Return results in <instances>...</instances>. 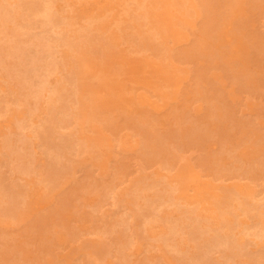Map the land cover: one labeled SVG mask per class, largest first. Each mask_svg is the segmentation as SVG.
<instances>
[{
    "label": "rangeland",
    "instance_id": "rangeland-1",
    "mask_svg": "<svg viewBox=\"0 0 264 264\" xmlns=\"http://www.w3.org/2000/svg\"><path fill=\"white\" fill-rule=\"evenodd\" d=\"M53 1L55 11L48 10V16L70 15L73 40H77L73 35L76 27L103 24L109 29L102 35L115 40V33L131 31L129 24L138 19L140 28L152 26L158 31L153 41L161 46L160 53L155 49L135 50L123 43L124 38L114 41L117 48L109 44L97 51L83 52H73L59 40L51 41L60 64L47 73L48 88L60 84L74 70L75 61H86L79 68L82 79L64 91V96L78 92L76 105L71 113L58 114L68 121V126L56 134H65L69 142L62 146L63 141L59 142L55 135L49 140L51 148L45 151L41 138L25 129L23 133L28 138L27 143H20L21 157L9 165L0 164L16 203L8 213L0 209V264H194L179 260L192 250L194 241L178 235L177 244L188 250L180 253L161 238L167 229L164 221L152 220L148 228L142 227L143 215L135 211L132 201L134 186L141 184L142 178L151 177L165 183L176 166L187 163L193 169L185 177H194L189 183L190 195L198 187H210L216 193L251 189L258 195L255 199L264 200V0L223 1L205 27L208 32L204 38V26L200 21L195 24L200 16L183 14L176 0H146L147 6L141 10L148 14L139 18L132 17L131 9L125 11L131 7L128 0ZM200 1L193 0L195 8H201ZM255 4L258 7L250 6ZM43 15L44 12L33 15V34L44 35ZM119 18L125 19L126 25L117 26ZM47 29L50 30L48 26ZM200 37L205 42L203 50L196 49ZM2 39L10 43L8 50L15 49V41L7 33L0 34ZM187 49L190 53H185ZM0 93L1 99H7V109L0 115L1 158L3 139L15 134L16 121L12 120L9 127L7 122L17 104L13 91ZM139 93L150 101L143 102ZM38 104L34 117L42 120L47 116L49 101L44 96ZM183 132L187 136L184 139ZM156 138L162 140L163 151L144 152L142 145ZM49 152L62 154L68 174L66 182L47 187L42 176L49 168ZM29 153L36 168L26 172L20 164L27 161ZM68 165L69 169L72 166L70 170ZM177 180L183 187L184 178ZM243 194L241 198L252 199ZM218 201L219 205L225 204ZM232 202L234 207L240 206V200ZM139 203L146 213L148 201L142 199ZM213 203L216 201H203L198 206L203 227L207 220L215 221L205 218L211 213L203 210ZM165 211L177 214L173 203L161 207L158 213ZM244 215L241 219L247 221L249 217L245 215V220ZM201 230L207 235L212 232ZM124 235L130 238L123 248ZM245 237L252 246L237 249L233 259L224 264H246L243 255L247 251L251 255L252 247L257 245L260 249L255 257L264 261V237L256 239L258 242L251 235ZM99 244L105 249L94 251ZM221 256V252L212 253L213 258L223 261Z\"/></svg>",
    "mask_w": 264,
    "mask_h": 264
},
{
    "label": "bare ground",
    "instance_id": "bare-ground-1",
    "mask_svg": "<svg viewBox=\"0 0 264 264\" xmlns=\"http://www.w3.org/2000/svg\"><path fill=\"white\" fill-rule=\"evenodd\" d=\"M144 1L146 0H128L127 4L128 6L131 5V7L126 8L125 11H129L131 9L133 13L132 17L146 16L148 14L147 11L145 12L141 10V8L147 6ZM204 1H200L201 8H197L199 6L195 8L196 5H194L193 0L175 1V3H178L179 9L183 14L193 15V13H196V16H200L201 19L197 17L198 21L195 22V24L198 25L197 23H199L200 21V25L204 26L203 31L201 30V35L203 36V38L207 36L208 28L205 29V27H208V25H210L213 13L222 5L223 1L225 0H209L207 1V3L206 0ZM54 5L56 4H54L53 0H4L2 4H0V34L7 33V35L10 36V39L14 40L16 44L14 50H8V44L10 43L8 41H4L3 39L0 41V92L4 93L8 90L13 91L14 102H16L17 104V107L14 109V114L8 119L7 122V126L9 127L12 120L16 121L17 126L15 125V127H13V132L15 134L3 139V150L2 156L0 158V164L5 162V164L7 163L9 165L13 163L14 160L18 159V157H21V153L19 150V148L21 147L20 143H27L26 138H28L26 137V135L24 136L23 131L25 129H28L29 132L32 133V136L34 135L41 138V145L46 151L50 147L49 140L52 139L55 135L58 136V134L56 133H59V131L61 132L62 127L68 126V121L60 118L58 114L60 112L71 113L73 107L76 105L78 92L74 90L68 96H64V91L68 87L72 86L74 83H77L82 79L83 72L82 70H79V68L83 67L86 61L82 59L75 61L76 64L74 70L68 76H66V78L60 82V84L48 88V79L46 77L47 73L57 68L60 64V62L55 59V51L53 49L54 46L50 45L51 41L53 42L59 40L62 45L69 46V48L73 52H83L84 50L89 49H96L95 51H97L101 48H104L105 46H108L109 44H113L112 46H114V43H116L114 41H117V38H124L123 43H127L129 46L135 48V50L140 51L141 48H144L146 49V51H152L153 49H155V53H160L159 47L161 48V46L158 47L157 44L155 45L153 41L154 39H156L158 31H156L152 26H149V29L140 28L142 24L139 23L138 19L133 20L132 24L128 23L129 25H132L133 29L131 31L123 34L115 33L113 36L115 40L109 36L102 35V32H105L109 29L107 27H104V24L103 26L94 28L89 26L79 27L81 29H78L76 27V29L78 30L76 31L75 29V33H73V35L76 36L77 40H73L70 38L71 28L69 27V25L72 23L70 15L61 14V16L57 15V17L48 16L47 12L51 13L48 10H53ZM250 6H252V8L258 7L257 4ZM111 11L112 9L110 8L108 12L109 16L111 15ZM43 12L45 13V15H43L41 20L43 21V23H46V25L42 28L41 32H44V35L41 36V33L33 34L32 28L36 22V17H34L33 15L39 16L40 13ZM22 14H24V16H22ZM125 22V19L119 18L117 19L116 25L124 26L126 25L124 24ZM47 26L50 28V30L47 29ZM93 30H97V32L100 31V34H94L92 32ZM203 33L206 35H204ZM53 35L58 39H54ZM203 38L200 39L201 41L199 40V48L197 47L196 49L203 50V46L205 43L202 42ZM186 52L190 53V50L187 49L185 53ZM44 96L45 98H47V101H49L47 116L42 118V120H36L34 117V112H36V110L38 109V103ZM138 96L143 102H146L147 100L150 101V98H148L147 95H144V93H139ZM6 100L7 99L0 98V115L7 109ZM83 109L84 108L82 107L81 110ZM84 119L86 120L87 117L82 118V120ZM182 134L183 139L187 137L186 133L183 132ZM70 136L72 137V134ZM58 137L60 138L59 142L63 141L64 143H62V146L68 145L67 143L69 142V140H67V136H65V134L63 135V133H61V135H59ZM162 143V140L158 138H156L155 141H152V139H148V142L143 144L142 147L144 149V152L146 153H150L155 149L163 151L164 148L162 146ZM89 147L91 146L89 145L87 148ZM50 153L51 152L46 154L48 158L46 159V161L48 160L46 167H49V170L45 167V169H47V173L42 176V181L47 187L51 186V184H57L58 182H66L68 174V171L64 170L66 165L61 161L62 154L59 152H54L53 154ZM26 156L28 158L27 161L23 162L20 165L26 172H29L34 167L36 168V166L32 164V154L29 153L26 154ZM190 166L187 163H181L179 166H176L173 176L170 179L166 180L165 183L159 182L160 180L156 182V180L151 179L152 177L146 179L142 178V183L136 184L134 186L133 192L135 195L133 197L134 200L132 199V201L136 207L135 211L139 215H143V221L141 222L143 228H148V224L152 220L158 219L164 221L167 229L165 232V236L161 238L165 240L167 245L173 246L175 248L173 249L177 252L181 253L188 251H186L184 247L182 248L179 244H177L178 235H181L182 238L186 237L194 241L192 250L188 253V255L186 254L187 256L184 259H182V257L179 259L178 256L179 260H186L189 263L191 262L194 264H224L225 262L229 263V261L233 259L232 254L235 253L237 249L239 250V248L244 246L245 248H247L246 245H249L250 242H247V237H245L246 235L253 236L252 238H254V240L257 242L258 240H260L258 238L264 237V200L259 201L255 199L258 195L255 196V193H253V190L251 191V189L244 190L245 192H243V190L241 191V189H237L238 192L227 189V191L216 193L213 188L209 187L203 189L198 187L195 191L196 193L190 195L188 193V191L190 190L189 183L194 180V177H185V175L188 174L187 171L193 169L191 164ZM70 169L68 165L67 170ZM263 172L264 170H261V173ZM259 173L260 172H258V174ZM4 175V173L0 172V209L8 213L14 210L13 206H15L16 203L14 202L12 196V192H14V190H11V187H9L6 183ZM181 176L185 180L183 187L181 186V181L177 180V177ZM217 190L219 192L220 189L218 188ZM183 194L184 197H182ZM242 194L244 196H251L252 199L249 200L250 197L241 198ZM127 199L126 201H129ZM142 199H146V201H148L146 213L142 212L144 210V207L140 206L141 204L139 203ZM209 200H215L216 203H213L211 207L204 206V208H202L203 210H208L211 213L205 218H214L215 221L213 223H210V221L207 220V223L203 227L200 222L201 219H199L201 218L202 214H200L197 209L201 202ZM218 200H220V202H225V204L219 205L217 203ZM234 200H240V206L238 205L239 207H234L232 205V201ZM170 203L174 204L177 214L173 215L167 211L162 212L161 214L158 213V210L161 209V207ZM254 212L256 213V215ZM244 214L249 217V219L247 218L248 220L246 219ZM243 215L245 217V220L247 221H244L243 218L241 219V216ZM237 226L239 228L242 226L243 227L239 230H235L237 229ZM203 228H205V230L207 228L212 232L207 235V231L203 232V230H201ZM126 233L127 232H125L124 234ZM129 238H127L126 235L121 237L123 248L128 243ZM262 244L264 245V241ZM258 246L259 245H257V248H250L252 252L251 255L248 256L247 253L249 252L247 251L246 254L243 255L245 257L242 256L245 259L244 262H246V264H264V261L261 260L260 257H255V254H257V252H259L258 250L260 249V247ZM123 248L121 249V253L123 252ZM94 249L97 251H102L105 249V246L103 244L95 245L93 247V250ZM215 252H221L222 256L225 259L222 258V261L221 259L217 260L219 257L217 259L213 258L212 253L214 255ZM240 253L242 252L240 251ZM175 256L177 255H172V257L170 255L172 259ZM235 256L239 258L238 254ZM125 257L126 256L124 255L122 256L123 261L125 260ZM175 259H177V257H175Z\"/></svg>",
    "mask_w": 264,
    "mask_h": 264
}]
</instances>
